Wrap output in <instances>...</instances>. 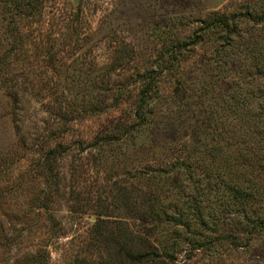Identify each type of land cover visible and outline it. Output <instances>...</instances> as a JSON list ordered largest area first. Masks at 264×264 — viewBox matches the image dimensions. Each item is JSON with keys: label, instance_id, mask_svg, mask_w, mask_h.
I'll use <instances>...</instances> for the list:
<instances>
[{"label": "rangeland", "instance_id": "374dc122", "mask_svg": "<svg viewBox=\"0 0 264 264\" xmlns=\"http://www.w3.org/2000/svg\"><path fill=\"white\" fill-rule=\"evenodd\" d=\"M216 46L264 93V0H0V264H264V231L212 233Z\"/></svg>", "mask_w": 264, "mask_h": 264}, {"label": "trees", "instance_id": "16d2710c", "mask_svg": "<svg viewBox=\"0 0 264 264\" xmlns=\"http://www.w3.org/2000/svg\"><path fill=\"white\" fill-rule=\"evenodd\" d=\"M24 6L32 9L29 3ZM215 16L212 31L226 44L239 36L248 22L230 19L225 13ZM256 25L260 32L262 22L253 23ZM242 42V46L250 43ZM224 50L216 46L213 53L217 72L212 81V139L203 143L212 145V233L236 237L264 231V93L245 88L246 72L240 70L245 64L240 59L236 63ZM139 86L136 118L145 113L146 100L157 93V87L144 78ZM225 86L233 93L221 92L216 99L213 91ZM150 245V250L135 255L137 263L166 264L171 260L157 242Z\"/></svg>", "mask_w": 264, "mask_h": 264}]
</instances>
